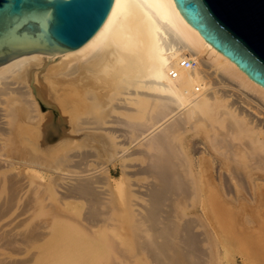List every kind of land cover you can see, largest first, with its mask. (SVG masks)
Segmentation results:
<instances>
[{"label": "bare ground", "instance_id": "bare-ground-1", "mask_svg": "<svg viewBox=\"0 0 264 264\" xmlns=\"http://www.w3.org/2000/svg\"><path fill=\"white\" fill-rule=\"evenodd\" d=\"M263 109L174 0H114L80 47L0 64V264H207L194 204L230 264H264ZM99 158L148 177L137 199Z\"/></svg>", "mask_w": 264, "mask_h": 264}, {"label": "water", "instance_id": "water-1", "mask_svg": "<svg viewBox=\"0 0 264 264\" xmlns=\"http://www.w3.org/2000/svg\"><path fill=\"white\" fill-rule=\"evenodd\" d=\"M114 0H0V64L83 45ZM184 19L264 88V0H174Z\"/></svg>", "mask_w": 264, "mask_h": 264}, {"label": "rangeland", "instance_id": "rangeland-1", "mask_svg": "<svg viewBox=\"0 0 264 264\" xmlns=\"http://www.w3.org/2000/svg\"><path fill=\"white\" fill-rule=\"evenodd\" d=\"M252 105L254 106L255 104L253 103ZM202 129L203 128L201 126L198 127V125H196L193 129L189 130V132H180L179 131L178 134H177V139H178L177 141L180 142V143L181 142L185 143L188 138H192V139L197 138L199 135H201L203 133ZM185 138H186V140H185ZM123 147H129V149H131V148L132 149L133 148L136 149V148H138V144H134V143L128 144V143H126V144L123 145ZM198 154H199V152H196L192 156L193 159H192L191 166L193 167L194 170L196 168L194 160L196 159V156ZM102 159H100V158L98 159V161L100 163L98 161H97L98 162L97 164L95 163L96 166L98 164L100 165L99 167L97 166L98 168L102 167L101 169H97L98 170V175H100V177H101L102 173H103V175H105V176H102L103 179H102V181L100 180L101 183L99 182L98 184L101 185L102 188H104V187L107 188L108 187L107 189H109L110 183H109V180H107L109 177H112L111 179H117V180L118 179L122 180L124 178L123 179V184H124V187H125L124 188V195L126 193V195H125L126 199H127V197H130L127 200H131V199H135V198L137 199V192L134 190V187L131 186L132 182L133 183H142V182L146 181L148 179V177L145 174H138V173L130 175V174H128V171H126L127 173L124 174L123 171L125 169H127L128 167L127 168L126 167H122L123 165L122 164L120 165L121 160L114 161V162L106 160V162H104L105 159H103V162H102ZM125 162H127L126 164H130L131 163L132 166H136L137 164H145L144 162H146V159L143 158V156H141V155H136V156H133L132 158H128ZM129 169L134 170L133 167H129ZM99 172L101 174H99ZM257 172L262 174V173H264V169L260 168V169L257 170ZM106 173L108 175L107 178H106ZM100 177L98 176V180H99ZM104 180H107V182L109 184L107 182H105ZM128 183H130V184H128ZM107 189L104 190V191H107ZM107 192H109V191H107ZM45 201L46 202H44V205H46L45 203H49L50 205L48 204V207L51 206L50 200L49 201L45 200ZM48 207H47V209H48ZM184 210L186 212V215H188V216H194V217L198 216L197 218H199L198 220H199V223L201 224L198 227V231L207 232L206 236H204V237L208 238V241L204 242V244H203V247L206 250V255H208L207 264H230L229 258L225 256V254H224V252H223L218 240L211 234L210 226L206 222L205 218L203 217V215L201 213V210H200V207L198 205L194 204V205H190L188 207H185ZM124 235H126L125 238L124 237L120 238V237L123 236V233L120 234V237H119V234L117 235L118 238H119L118 242L120 244L124 243L125 246H130L129 248H131L132 244H131L130 237L127 234H124ZM127 237H128V239H127ZM121 239H123V240H121ZM129 244H131V245H129ZM232 255L234 257L235 264H246L243 261L242 256H240L239 253L235 252ZM112 256H116V254L113 253Z\"/></svg>", "mask_w": 264, "mask_h": 264}, {"label": "built area", "instance_id": "built-area-1", "mask_svg": "<svg viewBox=\"0 0 264 264\" xmlns=\"http://www.w3.org/2000/svg\"><path fill=\"white\" fill-rule=\"evenodd\" d=\"M181 65L183 66V67H188L190 64L192 65L193 63H194V61L193 60H187V59H183V60H181Z\"/></svg>", "mask_w": 264, "mask_h": 264}]
</instances>
